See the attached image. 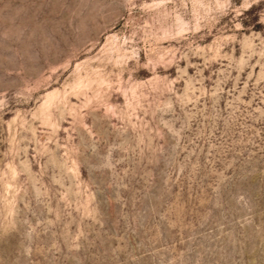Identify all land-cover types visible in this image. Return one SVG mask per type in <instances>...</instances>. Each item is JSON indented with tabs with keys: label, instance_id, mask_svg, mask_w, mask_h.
Returning <instances> with one entry per match:
<instances>
[{
	"label": "rangeland",
	"instance_id": "374dc122",
	"mask_svg": "<svg viewBox=\"0 0 264 264\" xmlns=\"http://www.w3.org/2000/svg\"><path fill=\"white\" fill-rule=\"evenodd\" d=\"M0 264H264V0H0Z\"/></svg>",
	"mask_w": 264,
	"mask_h": 264
}]
</instances>
